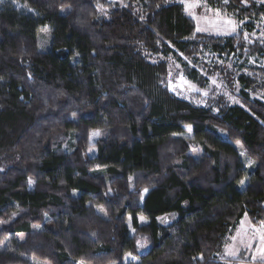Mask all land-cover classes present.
Instances as JSON below:
<instances>
[{
    "label": "trees",
    "instance_id": "obj_1",
    "mask_svg": "<svg viewBox=\"0 0 264 264\" xmlns=\"http://www.w3.org/2000/svg\"><path fill=\"white\" fill-rule=\"evenodd\" d=\"M251 31L198 34L178 0H0V264L245 262L219 256L244 217L264 222ZM205 58L233 69L239 105L171 90L170 59L201 82Z\"/></svg>",
    "mask_w": 264,
    "mask_h": 264
},
{
    "label": "rangeland",
    "instance_id": "obj_2",
    "mask_svg": "<svg viewBox=\"0 0 264 264\" xmlns=\"http://www.w3.org/2000/svg\"><path fill=\"white\" fill-rule=\"evenodd\" d=\"M115 2H120L121 0H110ZM185 13L194 21L196 32L198 34H205L213 37H229L238 34L245 27L252 25V31L250 33L245 32L243 39L248 45L264 43V14L256 15L255 10L248 16L245 15L238 19L235 15V12H228V7L230 8L229 0H178ZM255 4L261 6L264 5V0H253ZM218 4V5H217ZM242 4L245 5V1H242ZM16 8H20L21 5L12 3ZM237 5V4H236ZM227 9V10H226ZM259 10V9H257ZM238 15V13H236ZM242 16V15H241ZM48 31L44 30L41 34V41L47 42ZM174 60L170 59V73H169V87L175 94L179 97L184 98L188 96L193 99H204V102L209 100H226L231 105H239L240 101L238 99L239 88L233 83L234 71L232 68L228 67V64H222L220 61L212 63L207 58L204 59L202 64L197 65L199 69V74L202 75L203 80L201 82H192L187 79L179 67L178 64L173 62ZM249 64L251 68L261 67L264 69V52L261 57H250ZM193 65V62L190 63V66ZM196 68V66L194 67ZM250 96L254 99L263 100V90L255 89ZM185 136H189V128H187ZM97 133V132H94ZM100 135L91 136V142H94L96 138ZM239 149L240 146L236 145ZM195 147H191V150L194 154ZM90 154L93 153L94 148H91ZM240 156L242 158L243 164L246 169L250 170L253 168L252 161L248 159L245 154L240 150ZM97 211L104 215L103 209L97 208ZM146 222V220H141ZM263 223L258 225H253L247 217H244L236 230L231 234L228 239V242L223 248L219 260L226 262L225 260L233 261H245L247 262L250 259L252 264H257V259L255 254L248 257L249 252H255L252 250L256 248L255 241L261 239L259 231ZM259 226V227H258ZM133 233V231H131ZM257 238V239H256ZM145 249V246L143 247ZM142 246L141 251L143 252ZM245 250V251H244ZM230 252V254H229ZM233 253V254H231ZM254 259V260H252ZM261 260H264V256L260 257ZM136 259L131 255H126L124 263H129L135 261ZM245 262H242L246 264ZM248 262L247 264H250ZM240 263V264H242ZM33 264H47L34 260Z\"/></svg>",
    "mask_w": 264,
    "mask_h": 264
},
{
    "label": "crops",
    "instance_id": "obj_3",
    "mask_svg": "<svg viewBox=\"0 0 264 264\" xmlns=\"http://www.w3.org/2000/svg\"><path fill=\"white\" fill-rule=\"evenodd\" d=\"M259 228H261L260 231H259V234L261 235V239L258 240L256 238L257 240L255 241V243H256L257 246H256V248L252 249V250H255V252L254 251L253 252H249L248 257L251 258L250 256L255 254V256L257 255L256 256V259H257V262H258L257 264H264V260L260 259V257L264 256V254H262V252H261V250L264 249V222L262 224V227H259ZM229 254H230V252H229ZM231 254H233V253H231ZM252 260H254V259H252ZM248 262H250V259L247 262H245V263L247 264ZM252 263L253 262H250V264H252ZM242 264H244V263H242Z\"/></svg>",
    "mask_w": 264,
    "mask_h": 264
},
{
    "label": "snow or ice",
    "instance_id": "obj_4",
    "mask_svg": "<svg viewBox=\"0 0 264 264\" xmlns=\"http://www.w3.org/2000/svg\"><path fill=\"white\" fill-rule=\"evenodd\" d=\"M93 135H99V133H93ZM262 254H264V249L261 250Z\"/></svg>",
    "mask_w": 264,
    "mask_h": 264
}]
</instances>
